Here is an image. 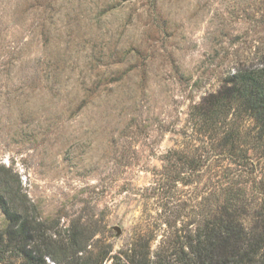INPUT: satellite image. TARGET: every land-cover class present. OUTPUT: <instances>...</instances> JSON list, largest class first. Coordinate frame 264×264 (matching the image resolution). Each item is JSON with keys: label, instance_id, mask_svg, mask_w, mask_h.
Instances as JSON below:
<instances>
[{"label": "rangeland", "instance_id": "374dc122", "mask_svg": "<svg viewBox=\"0 0 264 264\" xmlns=\"http://www.w3.org/2000/svg\"><path fill=\"white\" fill-rule=\"evenodd\" d=\"M262 62L264 0H0V177L46 251L176 264L224 207L261 221L264 140L222 91Z\"/></svg>", "mask_w": 264, "mask_h": 264}, {"label": "trees", "instance_id": "16d2710c", "mask_svg": "<svg viewBox=\"0 0 264 264\" xmlns=\"http://www.w3.org/2000/svg\"><path fill=\"white\" fill-rule=\"evenodd\" d=\"M231 86L223 92V101L235 103L236 108L248 114L255 122L260 137L264 140V62L261 65L239 71L230 81ZM221 102V101H220ZM21 192L13 190L7 180L0 177V211L7 225L0 232V257L22 258L23 264H49L45 256L57 261L58 252L46 251L50 245L41 234L43 226L37 224L26 201L16 199ZM16 193V194H15ZM20 207H24L20 210ZM264 207V206H263ZM234 204L203 220L194 235L185 236L190 249V257L182 250L176 264H264V217L250 222L248 228ZM264 216V213L262 214ZM42 241V245L29 248L32 242ZM165 258V257H164ZM68 264H91L87 260L71 261ZM129 264H175L166 259L155 260L142 255Z\"/></svg>", "mask_w": 264, "mask_h": 264}]
</instances>
